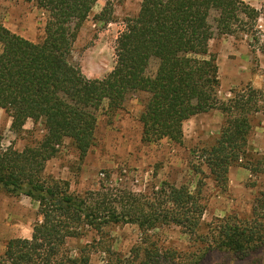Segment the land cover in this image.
I'll return each instance as SVG.
<instances>
[{"label":"trees","instance_id":"trees-1","mask_svg":"<svg viewBox=\"0 0 264 264\" xmlns=\"http://www.w3.org/2000/svg\"><path fill=\"white\" fill-rule=\"evenodd\" d=\"M33 1L47 13L44 37L28 40L0 23V109L18 134L28 119L44 133L18 150L3 146L0 136V189L21 193L37 203L40 217L29 238H11L0 264H88L101 248L102 264H199L210 249L247 254L264 245V179L250 213L202 221L200 191L162 181L149 192L126 186H101L72 193L65 180L48 177L45 163L69 138L81 155L93 142L96 112L103 100L119 108L133 93L145 94L138 120L145 142L166 138L183 141V122L216 108L223 114L218 136L199 148L212 179L225 186L229 167L247 168L264 177V155H252L247 137L255 113L264 108L263 92L241 90L220 101L216 55L209 41L253 26L258 11L243 0H141L138 11L124 20L115 40V63L102 78H87L71 58L73 42L97 0ZM110 0L98 14L108 22ZM250 20V22L248 21ZM151 64L155 69L149 72ZM134 224L139 238L121 253L102 241L103 229ZM174 225L188 241V250L165 247L157 230ZM89 230L100 235L72 256L67 238Z\"/></svg>","mask_w":264,"mask_h":264},{"label":"rangeland","instance_id":"rangeland-1","mask_svg":"<svg viewBox=\"0 0 264 264\" xmlns=\"http://www.w3.org/2000/svg\"><path fill=\"white\" fill-rule=\"evenodd\" d=\"M106 0H97L80 26L72 45L71 58L87 78H102L115 63V40L124 28V20L134 15L141 0H110L112 14L108 22L98 18ZM258 11L253 24L246 30L231 34H216L209 41V51L216 55L220 101L235 93L254 88L264 98V0H243ZM47 13L35 2L0 0V23L28 40L40 42L44 37ZM250 22V20H248ZM151 64L149 72L154 71ZM145 94H130L117 109H109L103 100L96 112L93 142L81 155L69 138H64L56 154L46 161L44 173L48 177L65 180L72 193L81 194L101 186H126L135 192H149L162 181L176 186L184 185L191 191H200L204 204L202 221L212 222L218 217L235 214L244 218L250 213L254 195L263 176H257L243 167H229L225 186L212 179L207 166L199 157V148L212 144L223 123V114L213 108L191 116L183 122V141L173 143L166 138L145 142L138 120ZM264 104V103H263ZM44 133L40 123L28 119L23 130H10V117L0 109V136L3 146L12 145L21 150L25 144L38 140ZM250 154L264 155V108L255 113L247 137ZM40 219L37 203L29 197L11 194L0 189V254L11 238H29L32 226ZM165 247L190 249L189 241L174 225L157 230ZM100 235L89 230L78 238H67L69 253L78 254V248ZM139 230L134 224H117L103 229L102 241L112 249L127 253L137 242ZM101 248L93 249L88 264H102ZM199 264H264V245L247 254L210 249Z\"/></svg>","mask_w":264,"mask_h":264}]
</instances>
